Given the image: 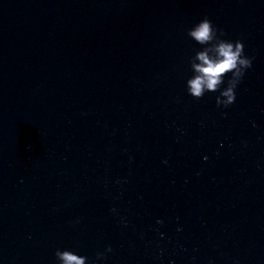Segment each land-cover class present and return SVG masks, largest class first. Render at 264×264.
<instances>
[{
    "label": "water",
    "instance_id": "95a60500",
    "mask_svg": "<svg viewBox=\"0 0 264 264\" xmlns=\"http://www.w3.org/2000/svg\"><path fill=\"white\" fill-rule=\"evenodd\" d=\"M205 16L253 57L226 109L185 93ZM108 246L264 264V0H0V264Z\"/></svg>",
    "mask_w": 264,
    "mask_h": 264
},
{
    "label": "clouds",
    "instance_id": "9594fccd",
    "mask_svg": "<svg viewBox=\"0 0 264 264\" xmlns=\"http://www.w3.org/2000/svg\"><path fill=\"white\" fill-rule=\"evenodd\" d=\"M185 34L199 46L187 59L191 75L185 80V93L195 100L206 93H216L217 108L230 107L236 101L238 85L252 67L253 57L245 54L243 41L223 38V30L207 16L187 28ZM111 251V246H108L104 252H97L94 260L69 249L58 248L54 255L57 264H97L105 259V253Z\"/></svg>",
    "mask_w": 264,
    "mask_h": 264
}]
</instances>
